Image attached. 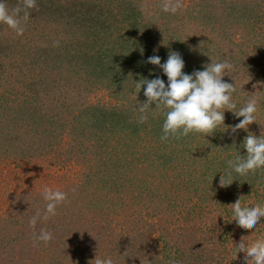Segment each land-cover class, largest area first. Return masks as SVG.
<instances>
[{"label": "rangeland", "instance_id": "obj_1", "mask_svg": "<svg viewBox=\"0 0 264 264\" xmlns=\"http://www.w3.org/2000/svg\"><path fill=\"white\" fill-rule=\"evenodd\" d=\"M57 2L65 9L99 2L113 14L122 2L127 11L137 7L146 20L154 18L158 23L165 15L162 0ZM17 5L5 4L9 10ZM250 8L252 18L246 11ZM27 11L34 15L21 21L22 35L0 23V38L6 42L0 46V74L8 88L0 107H8L10 116L0 121V264H90L95 255H109L115 264H248L242 250L231 258L233 249L240 240L252 242L264 236V218L256 228L241 227L229 221L230 203L240 194L247 202L264 203L263 186L257 194L248 185L241 186L238 196L231 188L224 190L218 180L209 187H197L202 165L215 166L214 144L218 151L227 150L230 154L225 156L232 159L240 152L233 138L241 140L248 132L264 137V0H197V14L191 12L185 21L187 29L180 28L184 67L193 72L211 59L230 63V74L222 79L235 84L232 99L237 107L250 96L257 99V122L236 133L229 128L219 132V137H215L216 130L206 136L170 137L167 142L160 139L162 109H150L138 129H119L118 115L111 117L121 113L127 119L124 124L138 123L137 106L146 99L134 88L139 77L126 67L115 82L113 72L133 38L144 47L158 49L148 35H122L119 22L110 15L101 38L110 34L116 47L102 55L104 70L95 64L92 69L84 66L69 78L64 67L47 58L52 56L48 52L60 48L55 40L67 37L72 26H77L74 29L82 37L83 24L38 5ZM94 33L88 42L102 45L105 38ZM12 42L17 43L8 51L6 45ZM94 69L98 73L91 74ZM150 70L149 74L166 78L158 66ZM27 102L33 109L28 118L19 110ZM98 107L112 111L111 116L99 113ZM239 119L225 110L226 126ZM45 189L63 191L67 200L57 205L55 216L38 219L33 227L29 221L35 211L44 215ZM41 229L52 233L47 244L34 238Z\"/></svg>", "mask_w": 264, "mask_h": 264}, {"label": "clouds", "instance_id": "obj_2", "mask_svg": "<svg viewBox=\"0 0 264 264\" xmlns=\"http://www.w3.org/2000/svg\"><path fill=\"white\" fill-rule=\"evenodd\" d=\"M34 7L35 0H19L18 5L9 10L4 0H0V23L15 30L17 35H22L24 29L21 21L28 19L27 10ZM181 7L180 0H162L161 11L175 14ZM147 63L158 66L167 81L165 82L159 75L151 79L144 77L135 81L136 92L139 93L144 86L143 95L146 97L144 102L137 106L138 123H144L148 119L150 109H162L164 115L160 136L162 141L167 142L170 137L179 138L189 133H201L206 136L213 134L216 130L225 132L229 128L231 133H236L239 129H247L252 122H257L255 115L258 110L257 99L250 96L242 106L237 107L232 99V94L236 90L235 84L222 79L225 74H230L229 70L232 67L227 61L214 62L211 59V62L204 65L202 69L185 73L183 71L185 62L182 56L178 52L171 51L163 63L159 55L149 56ZM225 110L231 111L236 118L242 117V119L233 126H226L224 124ZM221 125L225 126L223 130ZM241 147L245 149L244 155L238 152L232 159L225 162L227 170L220 172L222 174L219 178L221 187L229 186L233 180H236L233 173L246 176L264 166V137L248 132L241 142ZM43 198L46 201L44 215L41 217L39 209L35 211L29 221L33 227L38 219L55 216L57 205L67 200V194L59 190L45 189ZM230 205L231 219L229 221L234 220L241 227L256 228L264 218V203L260 201L247 202L239 196ZM34 238L38 242L47 244L52 239V233L41 229L38 235L34 233ZM238 250L243 251V258L248 261V264H264V236L252 242L240 240L236 243L231 258L235 257ZM92 261L94 264H115L109 255L101 258L95 255Z\"/></svg>", "mask_w": 264, "mask_h": 264}, {"label": "trees", "instance_id": "obj_3", "mask_svg": "<svg viewBox=\"0 0 264 264\" xmlns=\"http://www.w3.org/2000/svg\"><path fill=\"white\" fill-rule=\"evenodd\" d=\"M10 2L13 3H19V0H4V3L6 4V6H9ZM191 2L195 3V4H190L187 6H184L185 4L183 3L182 7L177 11V13L172 14V13H165V15H163V17L160 19V23H158V21L154 18L150 19V21L146 20L143 15L142 12L137 9V7H130L131 9L127 11V5H123V3L121 2L120 4V8L119 10L113 14V12H111L108 9H103L102 7H100V3L96 2L95 4H85L83 2V4H80L79 7H71L70 9H65V7H63L59 2H57V0H35V5H38V7L40 8H45L47 10L48 13H61L60 14V18H69L72 19L74 21H76V24H83V35L82 38L78 32L77 29H74L75 26H72L74 28L69 29L68 34L67 32V37H61V39H56L55 43L56 46L59 44L60 48H56V49H52L51 51H49L48 53H51L52 56H49L47 58H52V60L55 62V65H59V67H64L66 69V75H69V78L73 77V75L77 72V71H81L83 69L84 66H88L87 68H93L94 64L95 66H97V68H99V70L103 71L104 69L101 68L104 65V59L102 57V55H104L105 53H107V48H111L113 47V49L116 47V41L113 44L112 43V37L110 34H107V37H102L105 38L102 39L101 38V29L105 28L107 26H109L108 20L110 15H113L111 18H115L118 22L119 25L121 26V29L124 31L122 33V35L124 33L127 34V36L129 35H135V34H140L143 35V37H145L146 35H148V39H150L151 41L154 42V44L158 47V49H151L144 47L142 45H140L139 40L140 39H134V41L130 40V50L126 51V53L121 54V57L124 59H120L119 60V64L120 67L118 66V70L113 72V76H114V81H119L120 77L126 72V67H132L133 72H135V77H139V79L147 77L149 79L153 78L155 75L153 74H149L150 73V68L151 69H155L156 65H152L150 63H147V58L149 56L152 55H159L161 57V62H163L168 54L171 51H175L180 53L181 49H182V41L180 40V35L182 32V29H187L185 21H186V17L190 18L189 14H191V12H193V14H197L195 13V5L197 3V0H191ZM181 3V2H180ZM85 4V5H84ZM99 4V5H98ZM84 5V6H83ZM254 5V4H251ZM78 6V5H77ZM208 6V5H207ZM205 6V8L207 7ZM214 6V5H213ZM226 6V5H225ZM228 7V6H227ZM248 8L250 7V5L247 6ZM247 14H250L251 8L250 10L246 9ZM223 12V9H222ZM63 13H66V16L63 15ZM231 13H233V11H231ZM34 15V12L29 13V16ZM105 17H102L104 16ZM214 16V14H213ZM251 16V15H249ZM252 18V16H251ZM85 24L86 27H85ZM164 25H169V27L166 28H162ZM93 31L95 32H92ZM90 32V33H89ZM175 35H173L174 33H176ZM91 33H94L96 35V37L101 38L104 42V46L103 44L100 46H97L95 44V40H93V42L91 41V43H89L88 41L91 39ZM99 34V36H98ZM74 37V38H72ZM163 38V39H162ZM148 39H146V42H148ZM17 40V39H16ZM116 40V39H115ZM143 40V39H142ZM18 41V40H17ZM1 43H6L5 41H2V39L0 38V46L2 45ZM17 42H12V44H8L6 45V49L7 47L10 48L11 46L15 47ZM108 43H112L111 46L108 45ZM5 47V45H4ZM8 51H13L12 49H7ZM3 51V50H2ZM1 53V51H0ZM11 53V52H10ZM101 58V60H100ZM184 62H187L185 57H182ZM100 60V61H99ZM57 63V64H56ZM4 64V63H3ZM57 65V66H58ZM1 67H3L2 64H0ZM110 68V66H109ZM116 69V68H115ZM2 69L0 68V71ZM183 71L185 73H191L192 70L191 68L188 67H184ZM98 73L97 69L95 70H91L90 73ZM110 72V73H111ZM150 75V77L148 76V74ZM2 73V72H1ZM140 73V75H139ZM104 74H101V77ZM165 80V82L167 81L166 78H162ZM5 82L6 80L3 79V77H1L0 74V100H2L1 102H5V94H6V90H8V88H6L5 86ZM12 88L14 87V85H11ZM143 88L144 86H142L141 90H140V94L143 95ZM12 91V89H11ZM144 96V95H143ZM30 105V106H29ZM1 106V105H0ZM32 105L27 102L25 103V105H20V114L25 115L28 118V113L30 111H32L33 109H31ZM96 108V107H95ZM94 108V109H95ZM99 108V107H98ZM8 107H4L1 108L0 107V121L2 123V120L5 121V119L9 118V111H8ZM99 113H102V115H106V114H112V111H102L101 108H99ZM7 114V115H6ZM119 119H118V116ZM8 116V117H7ZM77 117V123L80 124L81 121L78 120V115H75ZM117 116V117H116ZM112 119L115 118L118 121H121L118 125H119V129H129L130 126L132 127H136L137 125H139V123L132 121L131 123H126L124 124L125 121H127L126 117H123V115L121 113H114L112 116ZM41 118V117H40ZM164 119V118H162ZM44 120V118H43ZM87 123V119L84 120ZM163 121V120H162ZM50 123H53V121H49ZM48 123V124H50ZM85 126V125H84ZM156 130H158V125H156ZM139 126L136 127V129H138ZM222 130V129H221ZM239 131V130H238ZM133 132V130H132ZM221 131H217V135H215V137H219ZM81 133V132H80ZM222 136V134H221ZM244 138V137H243ZM79 139V138H78ZM75 140V139H74ZM243 139L239 140L238 138H236V140L233 138L231 140L232 144L234 143V147H236L238 150H240V154L244 155L245 154V149H243L241 147V142ZM214 143V142H213ZM65 145V143H63ZM217 146L214 144V146L211 148L212 151H216L217 153H215L214 156H212L213 158V162L212 164L215 166L214 167H201L199 173H200V177L199 178V187H197V189L199 188H203V187H209L211 186V184L213 183V180L215 182V180L219 181L220 175L225 172L226 169V164L225 162L227 160H229L230 158L225 156L228 155V151L225 150L224 148L220 149L219 151L216 150ZM222 154V156H221ZM230 154V153H229ZM237 154V153H236ZM234 156H232L233 158ZM211 158V159H212ZM140 159V158H138ZM203 158L199 161V165L202 164L203 162ZM139 162V160H137L136 162H134L135 164H137ZM170 162H167V169L169 166ZM183 168V167H182ZM173 169H177L176 167H174ZM186 170V166H184V168ZM190 170V168L188 167V171ZM187 171V170H186ZM212 172V173H210ZM222 172V173H220ZM189 173V172H188ZM216 174V175H215ZM233 177L236 180H233V182L226 187H223L224 190L231 188V191H235L237 193L238 188H240L241 186H245L248 185L250 188H248V190L254 192L255 194H257V189L259 187H261V185L264 188V166L258 168L255 172H250L249 174H247L246 176H238L235 173H233ZM198 179V178H197ZM239 182V183H238ZM264 191V190H263ZM240 193L238 192L236 196H238ZM262 194H264V192H262ZM239 196H242L241 194ZM243 197V196H242Z\"/></svg>", "mask_w": 264, "mask_h": 264}]
</instances>
